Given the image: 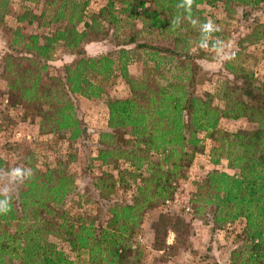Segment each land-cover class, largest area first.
<instances>
[{
  "label": "trees",
  "instance_id": "16d2710c",
  "mask_svg": "<svg viewBox=\"0 0 264 264\" xmlns=\"http://www.w3.org/2000/svg\"><path fill=\"white\" fill-rule=\"evenodd\" d=\"M89 1L19 0L16 26L10 28L4 18L14 0H0L6 44L0 56V128L12 123L3 109L20 107L19 120L36 121L40 135L65 133L68 142L83 139L87 130L70 98H101L117 71L129 94L104 101L106 131L98 134L95 159L102 166L122 160L146 177L132 174L141 182L137 197L129 203L109 200L102 224L91 217L67 216L62 209L73 190L64 164L37 169L31 162L33 153L21 158V165L30 168L33 176L14 192L11 211L0 215V264H74L48 237L64 242L75 257L84 254L87 264H137L141 251L131 250L130 238L145 211L172 199L175 184L184 180L182 171L197 152L199 134L214 138L211 164L224 160L236 173L212 170L193 182V216L206 210L205 223L214 229L242 220L245 244L230 252L229 264H264V79L255 84L252 75L226 66L233 81L222 87V107L215 106L210 98L194 94L198 69L196 57L188 53L190 43L198 48L204 39L199 23L206 20L199 6L223 2L225 8L228 4L259 8L264 17V0H194L191 17L199 21L196 25L181 6L183 0H151L148 6L143 0H103L92 10ZM24 2L31 6L25 7ZM31 26L48 32L25 33L24 28ZM257 28L264 32V23L244 40H262ZM107 31L109 37H119L116 57L84 56L81 46ZM151 33L170 38L171 46L145 43L142 35ZM216 36L218 32L212 34ZM208 43L211 46L213 41ZM58 47L74 59L50 75L47 64ZM136 50L145 59V69L133 79L126 67ZM240 118L251 127L227 134L218 131L219 120ZM150 155L156 158L151 160ZM3 165L0 159V168ZM115 183L109 174L101 173L95 181L99 197L107 201ZM188 225L159 216L153 225V247L171 252L166 256L174 254L189 233ZM169 231L172 242L165 245L162 237Z\"/></svg>",
  "mask_w": 264,
  "mask_h": 264
},
{
  "label": "rangeland",
  "instance_id": "374dc122",
  "mask_svg": "<svg viewBox=\"0 0 264 264\" xmlns=\"http://www.w3.org/2000/svg\"><path fill=\"white\" fill-rule=\"evenodd\" d=\"M143 1L146 6L151 3V0ZM103 3V0H90L88 8L92 10L97 5H103ZM18 5L19 0L12 2L11 12L4 18L6 27L16 26L14 15L18 10ZM23 5L25 7L31 6L28 2H24ZM198 8L203 10L202 15L205 20L211 18L220 28V31H217L218 36L209 39L213 41L219 38L225 41L226 45H229L225 49L226 52L230 55L234 53L232 59L221 63L217 61L216 53L211 48H197L192 43L189 44L188 53H192L196 57L194 64L198 69L195 73L197 84L194 87V94L202 98H210L213 105L222 107V87L227 84L231 86V81H233V75L229 69H226V66L242 69V71L252 75L255 84L264 79V32L257 28L263 39L256 43H253V37L244 40L257 25L264 23V17L259 8L249 9L231 4L225 8L223 2H218L214 7L199 6ZM24 32L43 34L47 33L48 30L45 28L36 29L31 26L25 27ZM116 38L109 37L108 31L105 34L102 33L95 41L81 46L84 56L98 57L99 55L110 54L111 57L115 58L118 51L115 43L120 41L119 37ZM142 39L147 44H158L162 47L172 44L170 38H163L155 33L142 35ZM5 46V35L0 27V56L6 51ZM73 59L74 57L70 53L58 47L47 64L48 73L54 75L56 70L70 63ZM144 60L141 52L138 51L137 53L136 50L131 63L126 67L130 78L138 79L141 77L145 69L142 62ZM128 94L127 86L116 71L113 79L105 85V93L101 98L84 99L72 95L70 99L75 113L87 130L83 139L73 142L66 141L67 134L65 133L40 135L36 121L27 123L19 120L22 114L20 107L4 108V113L7 114L12 123L5 129H2L5 126L0 128V159L4 162L1 168L7 170L14 166H20V162L23 160L21 158L30 153H33L31 162L37 169L51 168L58 163L64 164L66 172L72 176L73 190L64 199L62 209L67 212V216L91 217L96 223L103 224L108 217L106 209L109 200L110 202L129 203L137 197L136 187L141 182L137 176L132 178V174L140 173L142 177H146L142 170L137 171L135 166H130L129 163L122 160H118L116 165L102 166L95 159L98 149V134L106 131L104 101L107 98L122 99ZM250 127L251 124L243 118L230 121L221 119L217 125L218 131L225 134L246 130ZM198 137L200 142L197 152L189 167L182 171L183 174L181 175L184 176V180H178L175 184L176 189L172 199L145 211L139 228L130 238L131 250L141 251V255L135 261L137 264H229L230 252L238 251L245 244L242 220H236L227 228L218 229L217 232L214 231L212 224L205 223L208 219L206 210L198 213L195 217L193 216L191 201L194 199L193 194L196 188L192 183L199 182L206 173L212 170L223 171L228 174L236 173V171L227 168L224 160H220L217 165L211 164L210 151L212 147L216 146L214 138L203 134H199ZM155 158L156 156L150 155L151 160ZM101 173L109 174L112 180L116 182L115 190L110 194L107 201L99 197L98 191L95 189V181ZM159 216H163L168 221H174L178 218L181 222H188L189 224L188 235L182 239V244L181 241L178 243L176 251L170 256L166 255L171 254V252L162 253L153 247V225ZM172 238L171 232H167L162 237L163 243L170 245ZM48 241L64 251L74 264H87L84 254L75 257L74 254L68 252L64 242L53 237H48Z\"/></svg>",
  "mask_w": 264,
  "mask_h": 264
},
{
  "label": "clouds",
  "instance_id": "9594fccd",
  "mask_svg": "<svg viewBox=\"0 0 264 264\" xmlns=\"http://www.w3.org/2000/svg\"><path fill=\"white\" fill-rule=\"evenodd\" d=\"M194 0H183L182 7L189 14V19L193 25H196L199 21L197 19H192L191 8ZM200 33L204 36L201 41L199 48L207 49L211 47V50L216 53V59L218 62H223L234 57L233 54L226 52L225 41L216 38L213 40L211 46L208 43V39L212 38L214 32L220 31V28L214 21L209 18L204 23H199ZM174 26V25H173ZM33 176L32 170L24 166H14L5 170L0 168V215H6L11 211L13 194L25 181L30 180ZM15 189V191H14Z\"/></svg>",
  "mask_w": 264,
  "mask_h": 264
},
{
  "label": "crops",
  "instance_id": "0c3cea01",
  "mask_svg": "<svg viewBox=\"0 0 264 264\" xmlns=\"http://www.w3.org/2000/svg\"><path fill=\"white\" fill-rule=\"evenodd\" d=\"M104 116H105V118H104V119H105V121H106V109H105V115H104ZM229 225H230V224H228V225H226V226H224V227H226V228H227ZM226 228H225V229H226ZM214 231H217V232H218L219 230H218V229H215ZM220 232H221V231H220ZM217 248H218V246H217Z\"/></svg>",
  "mask_w": 264,
  "mask_h": 264
}]
</instances>
